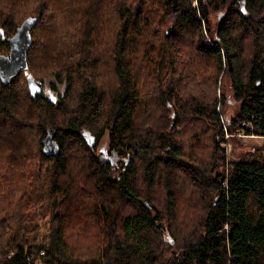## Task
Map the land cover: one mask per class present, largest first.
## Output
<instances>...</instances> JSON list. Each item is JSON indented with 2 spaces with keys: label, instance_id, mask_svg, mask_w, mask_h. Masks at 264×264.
<instances>
[{
  "label": "trees",
  "instance_id": "1",
  "mask_svg": "<svg viewBox=\"0 0 264 264\" xmlns=\"http://www.w3.org/2000/svg\"><path fill=\"white\" fill-rule=\"evenodd\" d=\"M27 17V70L0 81V264H264V160L220 147L264 137V0H0V54Z\"/></svg>",
  "mask_w": 264,
  "mask_h": 264
},
{
  "label": "rangeland",
  "instance_id": "2",
  "mask_svg": "<svg viewBox=\"0 0 264 264\" xmlns=\"http://www.w3.org/2000/svg\"><path fill=\"white\" fill-rule=\"evenodd\" d=\"M219 12H212L210 15L211 26L214 28L217 24L218 19L220 16L218 15ZM209 74H207L206 78H204L200 84L202 83V87L207 89L206 82L204 80L209 81ZM216 95L218 98L221 99L222 103L217 105L218 111H220L221 119L223 124H226L228 119L232 117L239 105V101H237L229 83L226 81L224 77L218 76L217 83H216ZM174 115V114H172ZM220 147L223 149L224 154V163L227 165L230 161L234 160H251V159H259L264 160V137L262 136H244L238 134H230L226 132L224 135V141L220 142ZM107 149V136L104 135L99 144L97 146V151L105 152ZM221 167V166H220ZM219 167V168H220ZM187 191L185 190V193ZM190 192H192L190 190ZM189 198V197H188ZM191 198V197H190ZM187 198H184L183 205L191 207V201H188L187 204L184 201H187ZM180 202V204L182 203ZM31 259V258H30ZM30 264H46L45 261L34 258L33 262L31 259Z\"/></svg>",
  "mask_w": 264,
  "mask_h": 264
},
{
  "label": "water",
  "instance_id": "3",
  "mask_svg": "<svg viewBox=\"0 0 264 264\" xmlns=\"http://www.w3.org/2000/svg\"><path fill=\"white\" fill-rule=\"evenodd\" d=\"M34 21V18L27 17L19 25L16 32L7 38L9 51L5 55L0 54V81L2 84L11 83L19 70H27V50L31 44L30 29ZM28 88L31 93L43 91L42 83L32 77L28 78ZM86 139L89 145H93L94 137L88 136ZM42 145L46 155L58 153L59 147L52 138V134L46 135L42 140Z\"/></svg>",
  "mask_w": 264,
  "mask_h": 264
},
{
  "label": "built area",
  "instance_id": "4",
  "mask_svg": "<svg viewBox=\"0 0 264 264\" xmlns=\"http://www.w3.org/2000/svg\"><path fill=\"white\" fill-rule=\"evenodd\" d=\"M238 135H242L241 133H237Z\"/></svg>",
  "mask_w": 264,
  "mask_h": 264
}]
</instances>
